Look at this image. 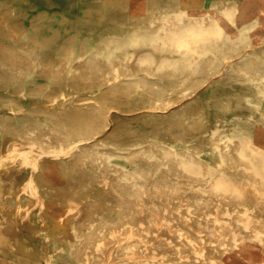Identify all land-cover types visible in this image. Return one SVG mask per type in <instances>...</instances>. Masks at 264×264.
Listing matches in <instances>:
<instances>
[{
	"label": "bare ground",
	"instance_id": "obj_1",
	"mask_svg": "<svg viewBox=\"0 0 264 264\" xmlns=\"http://www.w3.org/2000/svg\"><path fill=\"white\" fill-rule=\"evenodd\" d=\"M75 1L0 0V264H264V0Z\"/></svg>",
	"mask_w": 264,
	"mask_h": 264
},
{
	"label": "rangeland",
	"instance_id": "obj_2",
	"mask_svg": "<svg viewBox=\"0 0 264 264\" xmlns=\"http://www.w3.org/2000/svg\"><path fill=\"white\" fill-rule=\"evenodd\" d=\"M8 1H16V0H8ZM27 2H31L34 5H36L37 7H45L46 4H57L54 6H51V9H55V13H59V9L64 10L65 13L68 16H76L78 14V10H77V4L75 0H26ZM49 7V6H48ZM58 10V11H57ZM22 26H23V30H27L30 28L29 26V21L27 19H24L22 22ZM46 52H49L50 50H45ZM81 58V56H78V58L76 60H79ZM51 67V66H48ZM56 158V155H49V156H40L37 158V160H43V159H50V158ZM0 178L2 179L1 175ZM0 179V180H1ZM1 189V187H0ZM33 241L35 242V244H37V246H41V248L43 247V243L41 240H38L36 237L33 238Z\"/></svg>",
	"mask_w": 264,
	"mask_h": 264
}]
</instances>
